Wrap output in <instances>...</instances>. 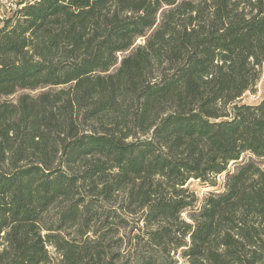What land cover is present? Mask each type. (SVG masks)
Returning a JSON list of instances; mask_svg holds the SVG:
<instances>
[{"label":"trees","instance_id":"1","mask_svg":"<svg viewBox=\"0 0 264 264\" xmlns=\"http://www.w3.org/2000/svg\"><path fill=\"white\" fill-rule=\"evenodd\" d=\"M263 65L264 0H0V264H264Z\"/></svg>","mask_w":264,"mask_h":264},{"label":"rangeland","instance_id":"2","mask_svg":"<svg viewBox=\"0 0 264 264\" xmlns=\"http://www.w3.org/2000/svg\"><path fill=\"white\" fill-rule=\"evenodd\" d=\"M256 83L257 84L255 85L253 90L246 91V93L243 94V96L241 97L243 102L255 103L258 102L264 96V65L262 66V72L260 78ZM223 179H224V173L217 177L216 179L217 184L215 187L208 186L207 183L204 184L198 180H191L189 187L194 189L197 196L200 199H202L209 191H213L217 189L219 190L221 188V183ZM183 215H185V213H183Z\"/></svg>","mask_w":264,"mask_h":264}]
</instances>
